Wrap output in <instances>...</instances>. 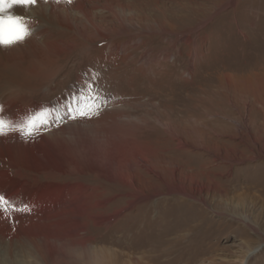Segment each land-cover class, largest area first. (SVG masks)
<instances>
[{
  "label": "rangeland",
  "instance_id": "obj_1",
  "mask_svg": "<svg viewBox=\"0 0 264 264\" xmlns=\"http://www.w3.org/2000/svg\"><path fill=\"white\" fill-rule=\"evenodd\" d=\"M22 1L0 0V225L60 234L83 187L117 264H264V0H63L69 23Z\"/></svg>",
  "mask_w": 264,
  "mask_h": 264
},
{
  "label": "bare ground",
  "instance_id": "obj_2",
  "mask_svg": "<svg viewBox=\"0 0 264 264\" xmlns=\"http://www.w3.org/2000/svg\"><path fill=\"white\" fill-rule=\"evenodd\" d=\"M34 3H36L37 5H36V7L33 8V10H34L33 12L37 13L38 15L39 14L43 15L44 12L48 11L50 19H52V17H53L55 19H58L61 22L66 21L68 23H69V20H71L70 15L67 12L68 8L66 7V4H65L66 2L64 3L63 0H23L21 5H19L18 7L22 8L24 5H26V9H27V8H30ZM75 8L78 10L79 15L82 16L83 22H87L88 24L89 23L93 24V20H92V17L90 15L91 11H90L89 7L77 2ZM10 94H11V92L9 93V92L0 91V102L8 101L10 99V97H9ZM41 123H43V121L36 122V126L40 127ZM2 129H5L7 133H10L11 131L14 130V129L10 130L0 123V131ZM50 135H54V133L51 131ZM71 170L72 169H70V171ZM82 170H84V168ZM82 188L83 187L77 188L79 190L78 194L77 193L75 194V192L71 191V190H75L74 187H72L71 189H67L66 190L67 193L65 195L71 196V199H72L71 202H74V203H71V207L64 212L66 215H64V213H62L61 210L58 213L57 217H54L55 215L52 213L53 214L52 218H53L54 222L52 221V223H50V222L47 223V226L48 227L50 226L52 228H56V227L59 228V227L63 226L62 233L53 234L54 232H52L53 235H51L49 238L54 240L55 242L60 243V245H62L66 249L71 250V251L79 254L78 256L73 257L72 255L67 254V252L64 253V252H60L61 250H55V248L52 249L49 245V242H48L49 238L42 237L40 234L37 235L38 233H34V232L29 233L26 231H16V233L15 232L13 233L9 229V227L11 228V226H10V222H8V221H7L8 222L7 229H9V230L5 229L6 225L4 223L2 225H0L1 226L0 228H2L0 230V246L1 245L2 246L8 245L11 248V246L13 244L15 245V242L17 243V241L18 242H20L22 240L26 241L28 243V245L30 246V249L32 251V258L34 260V261L29 262L30 264H117L118 262H117L116 256L114 255L113 252H110L107 249H103V248L102 249H97V248L94 249L93 248L91 250L90 247L86 246L89 238L87 236L88 233L86 235L87 230H85L86 229L85 226L90 222H88V221L83 222V223H79L78 221L76 222L74 219L75 216L73 215V212L75 213V207L76 206H77L78 210L85 208L84 207L85 206L84 205L85 200H83V202L81 201L77 205H75L77 203L76 200L83 197V193L81 191ZM70 193H72L73 195H70ZM60 195L62 196V191H55L54 194H52L50 197H48L47 202H49L50 204H53L54 201L57 200L55 202V203H57L58 202V196H60ZM40 198H42V197L40 196ZM68 200H69V198H68ZM52 206L53 207L50 208L52 210L55 207L57 208L56 205H52ZM48 209L46 211H48ZM58 210H59V208H58ZM29 212L31 213L27 217L29 220H32L33 217H40V216L44 215L42 209L39 210V209L32 208L29 210ZM52 214L50 213L51 216H52ZM55 214L57 215V213H55ZM44 218L47 219L48 216L46 215V217L44 216ZM18 220H19V218H18ZM92 221H93L94 226L98 225V224L100 225L101 223L102 224H104L106 222L108 223V221H106L104 219L103 220H97L94 217H92ZM93 225H92V227H93ZM18 228H20V227H18ZM3 243H5V244H3ZM76 246H78L77 249L75 248ZM0 253H1V251H0ZM77 257L81 260L76 259ZM144 257H147V259H148L147 263H149V264L153 261H156L155 256L142 254L139 256L138 260L129 259L128 263L129 264H141L140 259H142ZM15 262L12 259L7 260L4 258V256H0V264H17L18 263V262H16V263Z\"/></svg>",
  "mask_w": 264,
  "mask_h": 264
}]
</instances>
